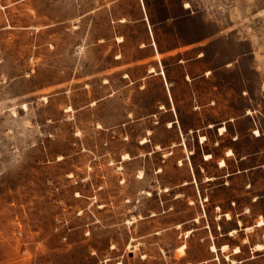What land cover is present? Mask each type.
Listing matches in <instances>:
<instances>
[{"label":"rangeland","instance_id":"obj_1","mask_svg":"<svg viewBox=\"0 0 264 264\" xmlns=\"http://www.w3.org/2000/svg\"><path fill=\"white\" fill-rule=\"evenodd\" d=\"M261 217L264 0H0V264H264Z\"/></svg>","mask_w":264,"mask_h":264},{"label":"bare ground","instance_id":"obj_2","mask_svg":"<svg viewBox=\"0 0 264 264\" xmlns=\"http://www.w3.org/2000/svg\"><path fill=\"white\" fill-rule=\"evenodd\" d=\"M187 6H188V5H187ZM150 70L153 71V70H154V67H151ZM225 129H226L225 125H222V126L220 127V132H221V133H224V130H225ZM232 153H233V151H232L231 149H229L228 154H232ZM211 156H212L211 153H207V154H206V158H207V159L210 158ZM225 164H226V161H225V159L222 158V159L220 160V165H221V166H224ZM228 216H230V213H228ZM257 224H258V225H263V224H264V218L261 217V218L258 220ZM249 228H251V226H250ZM228 247H229L228 244H224V245L222 246V249H223V250H226ZM180 248H181L180 250L183 251L184 245L181 246ZM254 248L257 249V250H262V249H264V244H263V243H257V244H255ZM212 250H213V251H214V250H217V246H216V245H212ZM240 251H241V250H240V247H239V246H236V247H235V251H234V253H239Z\"/></svg>","mask_w":264,"mask_h":264},{"label":"flooded vegetation","instance_id":"obj_3","mask_svg":"<svg viewBox=\"0 0 264 264\" xmlns=\"http://www.w3.org/2000/svg\"><path fill=\"white\" fill-rule=\"evenodd\" d=\"M242 82H245L244 74L242 75Z\"/></svg>","mask_w":264,"mask_h":264}]
</instances>
